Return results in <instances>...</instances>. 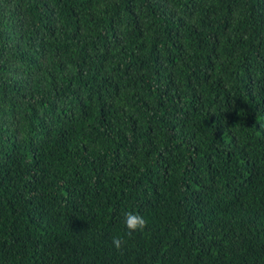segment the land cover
<instances>
[{
  "label": "trees",
  "instance_id": "16d2710c",
  "mask_svg": "<svg viewBox=\"0 0 264 264\" xmlns=\"http://www.w3.org/2000/svg\"><path fill=\"white\" fill-rule=\"evenodd\" d=\"M0 264H264V0H0Z\"/></svg>",
  "mask_w": 264,
  "mask_h": 264
},
{
  "label": "clouds",
  "instance_id": "9594fccd",
  "mask_svg": "<svg viewBox=\"0 0 264 264\" xmlns=\"http://www.w3.org/2000/svg\"><path fill=\"white\" fill-rule=\"evenodd\" d=\"M124 222L128 234L143 232L148 224L147 219L143 215L134 212L125 213ZM112 243L117 250H120L125 246L126 241L120 236H116L113 238Z\"/></svg>",
  "mask_w": 264,
  "mask_h": 264
}]
</instances>
